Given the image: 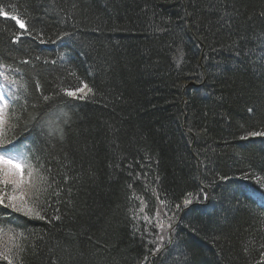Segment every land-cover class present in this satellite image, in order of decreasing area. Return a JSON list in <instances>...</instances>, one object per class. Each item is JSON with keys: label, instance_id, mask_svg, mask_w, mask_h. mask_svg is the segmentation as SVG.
Listing matches in <instances>:
<instances>
[{"label": "trees", "instance_id": "trees-1", "mask_svg": "<svg viewBox=\"0 0 264 264\" xmlns=\"http://www.w3.org/2000/svg\"><path fill=\"white\" fill-rule=\"evenodd\" d=\"M7 83L0 264H264V0H0Z\"/></svg>", "mask_w": 264, "mask_h": 264}, {"label": "snow or ice", "instance_id": "snow-or-ice-1", "mask_svg": "<svg viewBox=\"0 0 264 264\" xmlns=\"http://www.w3.org/2000/svg\"><path fill=\"white\" fill-rule=\"evenodd\" d=\"M12 19H14L16 21V23L19 25V27L21 29L25 28V23H23L20 19H18L17 17H12ZM85 87H87V86H85ZM83 91H84L83 88L77 89V92L83 93ZM89 91H91V89H89ZM66 94L69 96H76L77 93L72 92V91H68ZM81 98H83V97H81ZM45 99H47V97H45ZM249 111H252V109H249ZM0 123H3L2 118H0ZM251 135H264V133H251ZM5 155L6 156L8 155L7 151H5ZM0 165H3L5 168L8 169V171L5 173V176L9 177V178L5 180V183L18 185L20 182L11 178L16 173H20L22 175V167L19 163L15 162V158L11 157V156H8V158H4V156H0ZM17 199L22 200V197H17L15 195L8 196L7 197L8 203L5 206L11 207L14 211H21L22 206L18 205L16 203ZM4 202H5V197L0 196V204H4ZM187 203H189V201L186 200L185 204H187ZM141 211H143V209H141ZM35 214L37 217H39L41 219L43 218L42 216H40L39 212H36ZM5 259H7V257H5ZM9 264H11V262H9Z\"/></svg>", "mask_w": 264, "mask_h": 264}, {"label": "rangeland", "instance_id": "rangeland-1", "mask_svg": "<svg viewBox=\"0 0 264 264\" xmlns=\"http://www.w3.org/2000/svg\"><path fill=\"white\" fill-rule=\"evenodd\" d=\"M30 168V167H29ZM16 174H18V176H15L16 177V179L18 180V181H23V180H29V178L31 177L30 176V173H29V171H27L26 173H22V175L20 174V177L22 178V179H19V173H16ZM22 184V186L24 185V181L21 183ZM18 186L20 187L21 185H20V183L18 184ZM19 187H17V189L19 188ZM22 187H20V189H21ZM160 228L165 232L166 231V227H164V225H163V227L162 226H160Z\"/></svg>", "mask_w": 264, "mask_h": 264}, {"label": "bare ground", "instance_id": "bare-ground-1", "mask_svg": "<svg viewBox=\"0 0 264 264\" xmlns=\"http://www.w3.org/2000/svg\"><path fill=\"white\" fill-rule=\"evenodd\" d=\"M247 192H248V196H249V198H250L252 201H254V202H258L262 207L264 206V199L254 196L255 193L252 194V192L248 189V187H247Z\"/></svg>", "mask_w": 264, "mask_h": 264}]
</instances>
